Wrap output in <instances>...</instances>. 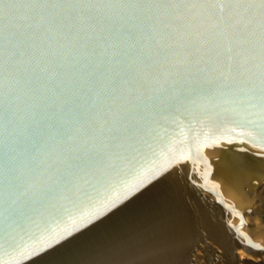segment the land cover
<instances>
[{"label":"water","instance_id":"water-1","mask_svg":"<svg viewBox=\"0 0 264 264\" xmlns=\"http://www.w3.org/2000/svg\"><path fill=\"white\" fill-rule=\"evenodd\" d=\"M120 208L166 264H264L262 0H0V264Z\"/></svg>","mask_w":264,"mask_h":264},{"label":"snow or ice","instance_id":"snow-or-ice-1","mask_svg":"<svg viewBox=\"0 0 264 264\" xmlns=\"http://www.w3.org/2000/svg\"><path fill=\"white\" fill-rule=\"evenodd\" d=\"M124 211H112L58 241L40 256L43 264H166L161 258L177 250L178 229H163L152 236L109 232Z\"/></svg>","mask_w":264,"mask_h":264},{"label":"rangeland","instance_id":"rangeland-1","mask_svg":"<svg viewBox=\"0 0 264 264\" xmlns=\"http://www.w3.org/2000/svg\"><path fill=\"white\" fill-rule=\"evenodd\" d=\"M261 217L263 218V220H264V213L262 212V215H261Z\"/></svg>","mask_w":264,"mask_h":264}]
</instances>
